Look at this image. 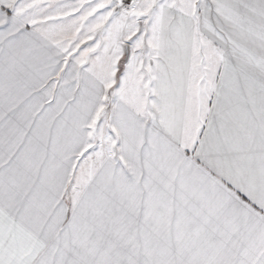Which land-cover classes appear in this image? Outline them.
Returning a JSON list of instances; mask_svg holds the SVG:
<instances>
[{
    "label": "snow or ice",
    "instance_id": "6c2138e0",
    "mask_svg": "<svg viewBox=\"0 0 264 264\" xmlns=\"http://www.w3.org/2000/svg\"><path fill=\"white\" fill-rule=\"evenodd\" d=\"M0 264H264V0H0Z\"/></svg>",
    "mask_w": 264,
    "mask_h": 264
}]
</instances>
